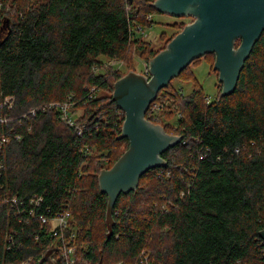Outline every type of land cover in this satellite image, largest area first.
<instances>
[{"label":"trees","instance_id":"trees-1","mask_svg":"<svg viewBox=\"0 0 264 264\" xmlns=\"http://www.w3.org/2000/svg\"><path fill=\"white\" fill-rule=\"evenodd\" d=\"M157 13L151 0H0V100H15L0 124L9 138L0 150V264L47 263L60 237L41 219L64 212L85 264H139L143 252L149 264H264V33L233 94L223 96L222 84L213 100L199 85L159 92L151 107L176 102L181 118L146 117L182 141L162 155L166 167L121 194L107 237L99 175L129 140L119 138L126 115L113 101L123 76L111 66L100 73L101 57L126 61L132 46L148 62L157 56L136 32ZM73 106L85 109L79 121Z\"/></svg>","mask_w":264,"mask_h":264},{"label":"water","instance_id":"water-1","mask_svg":"<svg viewBox=\"0 0 264 264\" xmlns=\"http://www.w3.org/2000/svg\"><path fill=\"white\" fill-rule=\"evenodd\" d=\"M153 6L159 13L195 21L149 61V76L131 71L115 83L113 101L126 115L119 138L128 139L129 148L99 175L100 189L109 199L108 238L113 234V212L121 194L135 191L148 171L166 167L162 155L182 141L146 117L159 92L194 61L214 54L213 69L219 73L222 95L233 94L245 62L264 33V0H156ZM238 40L241 44L236 47ZM261 238L264 241V231Z\"/></svg>","mask_w":264,"mask_h":264},{"label":"rangeland","instance_id":"rangeland-1","mask_svg":"<svg viewBox=\"0 0 264 264\" xmlns=\"http://www.w3.org/2000/svg\"><path fill=\"white\" fill-rule=\"evenodd\" d=\"M151 1H153L154 4L156 0ZM149 18L153 20V23L150 26L136 29V32L138 33L142 41H145L146 44L152 47L154 51H158L160 53L168 48V45L172 42V40L178 34H180L187 25L195 21L193 17L174 18L168 14H162L159 12L157 14H153ZM101 59L103 60L104 65L103 68L101 67L99 69V72L105 74L106 76L110 74V71H108L109 66L115 68L114 71L120 73V75L123 77L131 71H134L141 75L149 76L148 51L141 52L137 47L135 48L134 46H132L130 48L126 55V61H109L105 57H101ZM215 61L216 57L213 54H208L203 58L194 61L186 71H184L178 78L174 79L169 84V90L172 91L171 89L177 88L180 89L185 95H188L196 87L199 88L200 86L206 96L210 97L213 100L218 95L221 85L219 82V73L214 71L213 69ZM161 103L162 102H159L158 108H161ZM166 103L167 108L165 111L167 115H164L163 118L165 117L166 121H170V123L173 124L174 122H177L179 118H181L180 116L182 112L176 107V109H174L176 102L174 103L169 100V102H165V104ZM172 103L174 104L172 105ZM84 110V108L73 106V120L79 121L82 117H84ZM77 125L80 126V124ZM124 149L125 146H122L119 152H122ZM60 223V221H54L53 226H59ZM52 257L53 259L56 258L57 253L53 255L51 254L47 258V262ZM74 259V264H85L81 258L74 257Z\"/></svg>","mask_w":264,"mask_h":264},{"label":"built area","instance_id":"built-area-1","mask_svg":"<svg viewBox=\"0 0 264 264\" xmlns=\"http://www.w3.org/2000/svg\"><path fill=\"white\" fill-rule=\"evenodd\" d=\"M148 73V72H147ZM14 97H6L4 100H0V112H2V114L0 115V124L1 125H5L8 123L9 119L7 118V116L4 114V110L10 109L12 108V106L14 105ZM159 102L155 103L152 107H150V115L151 117H153L155 120H157V117L167 108V103H161V108H158ZM49 107L51 108H56L58 107L57 104H51ZM60 107V105H59ZM71 107L70 103H65L63 106V112H64V116H63V120L66 121L69 117V109ZM158 108V109H157ZM36 110H31L30 114L35 115ZM69 123L70 125H74V122L71 120V118L69 119ZM9 142V138L5 135H0V150L3 149L6 144ZM0 167L2 168V164H0ZM41 198L34 196L31 199V204L34 205V203L36 204V206L39 205ZM13 203L16 204L17 200L16 198H13ZM33 213V212H32ZM44 223H49L50 225V232L53 233L54 236H59V240L57 241V243L49 250L52 251V255L57 253V257L53 259V257L47 262V264L49 263H54L56 259L60 258L63 259L67 264H74L75 263V258H77L76 256V246H74L71 242V239H75L76 235L72 232V230L74 229L72 227L71 224V216L69 212H64L63 214H60L54 218H45L43 217L41 219ZM54 221H60V225L59 226H53V222ZM66 231H69V238L67 239L68 236H66ZM73 233V234H71ZM71 235V236H70ZM48 251V252H49ZM47 257V256H46ZM149 257L145 254V252L142 253V258L139 262V264H149L148 263ZM8 264H35L34 259L30 258L26 261H23L21 263H8Z\"/></svg>","mask_w":264,"mask_h":264},{"label":"flooded vegetation","instance_id":"flooded-vegetation-1","mask_svg":"<svg viewBox=\"0 0 264 264\" xmlns=\"http://www.w3.org/2000/svg\"><path fill=\"white\" fill-rule=\"evenodd\" d=\"M4 34H3V32L2 33H0V38L3 36Z\"/></svg>","mask_w":264,"mask_h":264}]
</instances>
